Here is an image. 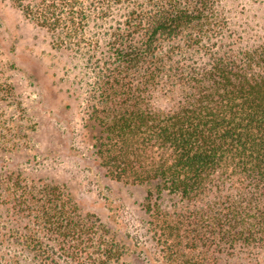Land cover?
<instances>
[{
	"label": "trees",
	"instance_id": "16d2710c",
	"mask_svg": "<svg viewBox=\"0 0 264 264\" xmlns=\"http://www.w3.org/2000/svg\"><path fill=\"white\" fill-rule=\"evenodd\" d=\"M4 1L93 74L83 120L92 154L111 181L148 187L147 232L162 263L259 264L264 35L232 29L223 0ZM5 125L3 154L22 137ZM0 197L29 224L1 223L0 264H118L124 254L60 186L6 172Z\"/></svg>",
	"mask_w": 264,
	"mask_h": 264
},
{
	"label": "rangeland",
	"instance_id": "374dc122",
	"mask_svg": "<svg viewBox=\"0 0 264 264\" xmlns=\"http://www.w3.org/2000/svg\"><path fill=\"white\" fill-rule=\"evenodd\" d=\"M223 1L232 29L247 39L264 35V6ZM83 63L78 55L56 48L51 34L10 2L0 0V118L12 135H22L13 140L15 151L0 152V177L19 173L39 187H62L81 213L95 217L123 249L118 264H163L147 232L143 205L148 187L111 181L92 154L83 120L93 74L82 69ZM5 213L0 206V225L17 231L29 225ZM218 264L254 263L221 256ZM259 264H264L263 252Z\"/></svg>",
	"mask_w": 264,
	"mask_h": 264
}]
</instances>
